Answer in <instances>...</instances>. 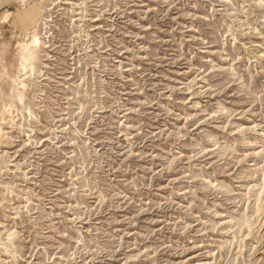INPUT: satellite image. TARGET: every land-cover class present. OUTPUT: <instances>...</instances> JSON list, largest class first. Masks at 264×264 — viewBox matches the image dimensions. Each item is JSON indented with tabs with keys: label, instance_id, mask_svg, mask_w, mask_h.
Returning a JSON list of instances; mask_svg holds the SVG:
<instances>
[{
	"label": "rangeland",
	"instance_id": "374dc122",
	"mask_svg": "<svg viewBox=\"0 0 264 264\" xmlns=\"http://www.w3.org/2000/svg\"><path fill=\"white\" fill-rule=\"evenodd\" d=\"M0 264H264V0H0Z\"/></svg>",
	"mask_w": 264,
	"mask_h": 264
},
{
	"label": "bare ground",
	"instance_id": "6f19581e",
	"mask_svg": "<svg viewBox=\"0 0 264 264\" xmlns=\"http://www.w3.org/2000/svg\"><path fill=\"white\" fill-rule=\"evenodd\" d=\"M23 1H25V0H23ZM10 15H11V12L6 11L5 14H4L5 19L9 20ZM28 40H29V42H24V43L21 44V47H22V50H23L22 51V53H23L22 54V57H23V61H22L23 70L27 68L26 60L28 59V56L31 54L30 52H31L32 48L37 46V44L39 42V38H38V35L35 32H33ZM21 85H22V83H21Z\"/></svg>",
	"mask_w": 264,
	"mask_h": 264
}]
</instances>
